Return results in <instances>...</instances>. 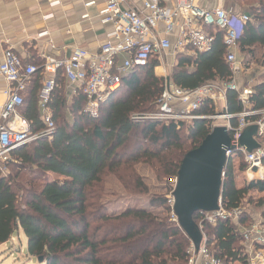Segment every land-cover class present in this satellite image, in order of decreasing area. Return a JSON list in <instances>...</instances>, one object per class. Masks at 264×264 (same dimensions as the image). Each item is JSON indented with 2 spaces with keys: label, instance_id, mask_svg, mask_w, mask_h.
Wrapping results in <instances>:
<instances>
[{
  "label": "trees",
  "instance_id": "16d2710c",
  "mask_svg": "<svg viewBox=\"0 0 264 264\" xmlns=\"http://www.w3.org/2000/svg\"><path fill=\"white\" fill-rule=\"evenodd\" d=\"M256 1L259 5L238 40L244 68L250 61L256 65L249 100L253 111L264 110V0ZM156 66L152 62L122 76L119 89L100 105L95 118L84 113L85 98L79 89L68 106L65 79L57 77L47 104L54 133L11 151L7 163L0 164V246L21 232L26 255L38 264H187L190 241L167 216L160 218L139 207L112 215L103 203L108 176H115L132 196H148L138 165L148 166L158 181H171L173 192L184 156L211 131L212 122L203 118L214 113L209 103L195 112L203 119L187 126L133 119L156 110L164 88V80L154 74ZM172 70L171 83L185 90L227 81L230 72L221 35L216 34L207 53L176 56ZM235 98L230 93L232 113L242 110ZM37 104V95L30 96L22 114L33 134L43 129ZM240 169H245L243 162ZM223 173L221 203L226 209L240 207L252 191L264 192V179L238 189L231 166ZM166 204L164 195L148 201L150 207L168 214L171 209ZM251 221L245 215L238 225L226 221L201 225L206 247L220 264L246 263L239 227ZM193 222L199 228V213L193 215Z\"/></svg>",
  "mask_w": 264,
  "mask_h": 264
},
{
  "label": "built area",
  "instance_id": "2783aa9c",
  "mask_svg": "<svg viewBox=\"0 0 264 264\" xmlns=\"http://www.w3.org/2000/svg\"><path fill=\"white\" fill-rule=\"evenodd\" d=\"M210 1L138 0L139 8H133L128 6L127 0H103V7L98 13L99 22L110 26L111 31L107 35V41L95 53L76 48L68 58L44 56L41 65L24 66L12 49L4 50L0 60V77L7 84V89L4 91L6 101L0 106V164L7 163L11 151L54 133L55 125L47 104L56 89L58 76L81 91L85 98L84 113L95 118L100 105L119 89L122 76L152 62L157 63L154 68L156 71L169 65V60L174 61L181 54L195 56L207 53L212 49L216 34L219 33L225 47L229 79L221 84L209 83L194 90H185L174 86L165 77L155 112L135 115L133 119L178 124L183 119L194 121L204 118L212 122L211 131L216 127H225L235 146L246 128L256 126L254 141L258 148L252 152L242 147L227 150L226 166H240L242 161L248 183L263 180L264 110H251L249 100L253 91L248 81L243 83L240 79L246 70L242 60L238 58V40L251 16L233 6H218L227 0H214L216 6L213 8L209 7ZM91 5L92 2L85 6ZM36 74L42 78L38 107L43 129L33 134L30 132V124L19 114L18 109L23 105L22 93ZM230 93L236 94L235 101L241 104V111L232 113L229 110ZM205 103H209L213 115L203 118L195 115ZM254 116L257 117L256 120H248ZM173 204L171 193L168 199L170 221L177 224L172 212ZM218 206L215 212L199 213L202 242L197 253L190 243L187 264H197L198 260L200 264H220L206 247V237L201 225L206 223L215 226L218 221L235 222L238 225L243 212L241 207L224 208L221 200ZM239 230L246 257L245 264H264L262 220L250 222L248 226L239 227Z\"/></svg>",
  "mask_w": 264,
  "mask_h": 264
},
{
  "label": "crops",
  "instance_id": "0c3cea01",
  "mask_svg": "<svg viewBox=\"0 0 264 264\" xmlns=\"http://www.w3.org/2000/svg\"><path fill=\"white\" fill-rule=\"evenodd\" d=\"M228 1L219 5L228 7ZM91 2L93 5L85 6ZM103 3V0H0V60L7 48L20 57L24 66L40 65L44 56L68 58L76 48L95 53L107 41V35L111 31L110 26L99 22L98 13ZM127 3L130 7L139 8L138 0H127ZM84 15H87V18H84ZM240 79L243 80L242 77ZM254 79L253 73L248 84H253ZM62 83L66 89L67 100L70 101L76 87L69 85L65 80ZM41 86V76L34 75L22 93L24 101L18 109L20 115L26 109L30 96L36 94L39 102ZM6 89L7 84L0 77V106L6 101ZM37 108L39 109L38 104ZM49 113L51 114L50 111ZM239 169L238 165L232 168L235 186L241 178L235 176L236 170ZM245 186L244 184L236 188ZM197 264H200L199 260Z\"/></svg>",
  "mask_w": 264,
  "mask_h": 264
},
{
  "label": "water",
  "instance_id": "95a60500",
  "mask_svg": "<svg viewBox=\"0 0 264 264\" xmlns=\"http://www.w3.org/2000/svg\"><path fill=\"white\" fill-rule=\"evenodd\" d=\"M168 81L169 78H166ZM257 127L246 128L237 145H233L225 127L210 131L200 146L187 153L180 165L172 192V212L178 227L184 232L195 253L202 242L201 232L193 222L196 213L218 210L221 200L222 174L227 163V150L235 147L252 152L258 148L254 141Z\"/></svg>",
  "mask_w": 264,
  "mask_h": 264
},
{
  "label": "rangeland",
  "instance_id": "374dc122",
  "mask_svg": "<svg viewBox=\"0 0 264 264\" xmlns=\"http://www.w3.org/2000/svg\"><path fill=\"white\" fill-rule=\"evenodd\" d=\"M209 7L213 8L216 6V3H214V0H211L209 3ZM259 5V1L256 0H229L226 3V6H233L239 9L240 11H246L250 14H252V11L255 7ZM219 7L221 5L218 4ZM244 55L238 54L239 60L243 61L245 60ZM250 61V60H249ZM169 65H165L161 70L154 71V74L163 79L169 78L172 73V68L174 65V61L169 60ZM244 66V64H243ZM246 72L244 75H242L243 83L244 81H250L252 79L253 70H255L256 65L254 62H249V64H245ZM252 84V83H251ZM68 106L70 105V101L67 102ZM98 115V112H97ZM70 120V116L68 117ZM183 123L184 125H189L192 121H189L187 119H183L179 121ZM240 166L242 164V161H240ZM136 171L139 175L140 181L146 188L148 189V196L145 197H135L132 196L130 193H128L124 187L119 183V181L115 178V176H108L105 179L104 184V197H103V203L108 207L109 213L112 215H116L120 213L121 210H124L129 207H139V208H147L150 212L155 213L156 216L163 218L164 216H167V218L170 221L171 218V211L170 213H165L163 208H157V207H150L148 205V201L150 197L152 196H162L164 195L167 197V206L168 205V199L170 198V194L172 193L170 190L171 181H158L156 178L155 173L146 165H138L136 167ZM244 170L239 169L236 170L235 176H240V180L238 179L236 182L237 187H241L244 184L247 185L248 182L245 179L244 176ZM51 178H53L52 175H49ZM256 180V179H255ZM173 185L175 186V181H173ZM171 192V193H170ZM242 209V216L247 215L249 219H253V221H261L264 223V192L258 193L255 191L250 192L246 198L242 201L240 205ZM240 218V219H241ZM171 222V221H170ZM234 225H237L235 222H230ZM0 264H38L36 261L32 260L26 255V241L23 236V234L20 232L19 236H14L12 240H10L9 243L6 245L0 246ZM241 264V263H238Z\"/></svg>",
  "mask_w": 264,
  "mask_h": 264
},
{
  "label": "bare ground",
  "instance_id": "6f19581e",
  "mask_svg": "<svg viewBox=\"0 0 264 264\" xmlns=\"http://www.w3.org/2000/svg\"><path fill=\"white\" fill-rule=\"evenodd\" d=\"M159 70H161V69H157L156 72L159 71Z\"/></svg>",
  "mask_w": 264,
  "mask_h": 264
}]
</instances>
